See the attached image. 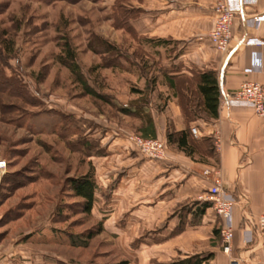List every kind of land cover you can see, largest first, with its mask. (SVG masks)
<instances>
[{"label":"rangeland","instance_id":"374dc122","mask_svg":"<svg viewBox=\"0 0 264 264\" xmlns=\"http://www.w3.org/2000/svg\"><path fill=\"white\" fill-rule=\"evenodd\" d=\"M133 4L0 0V264L123 260L102 230L84 238L101 222L81 211L66 183L85 173L95 179L104 130L139 135V122L119 107H133L145 83H165L162 67L176 65L186 48L137 36ZM65 44L81 80L67 66ZM81 81L103 98L87 94Z\"/></svg>","mask_w":264,"mask_h":264},{"label":"crops","instance_id":"0c3cea01","mask_svg":"<svg viewBox=\"0 0 264 264\" xmlns=\"http://www.w3.org/2000/svg\"><path fill=\"white\" fill-rule=\"evenodd\" d=\"M134 3L132 23L137 36L185 44L176 64L175 89L155 83L163 110L158 111L152 91L146 108L152 123L148 137L164 140L169 129L195 128L190 137L198 142L193 155L166 146L165 158L148 159L127 146L114 128L104 130L101 143L106 154L93 157L97 190L89 213L101 222L102 233L118 249L127 264H170L189 256H210L201 264H256L264 249V232L243 242V229L264 213V115L249 110L220 107L224 94H231L243 80L264 86V46L261 65L245 71L246 37L264 40V21L254 25L250 14L264 13V0L243 6L234 17L228 57L214 49L207 33L216 0H129ZM184 58V59H183ZM175 66V65H174ZM191 68L215 71L220 89L218 115L204 121L193 115L196 101ZM138 126L141 119L135 118ZM208 138L212 152L201 146ZM219 168L226 190L236 200L230 254L220 248L219 221L212 208L201 211L209 180L202 175L207 165Z\"/></svg>","mask_w":264,"mask_h":264},{"label":"built area","instance_id":"2783aa9c","mask_svg":"<svg viewBox=\"0 0 264 264\" xmlns=\"http://www.w3.org/2000/svg\"><path fill=\"white\" fill-rule=\"evenodd\" d=\"M253 0H216L212 6L213 19L207 33L209 43L217 51L228 57V44L231 37V25L237 15L243 16V6L250 5ZM248 20L257 25L264 21V13L255 12L250 14ZM244 50L247 52V59L244 70L253 71L261 65L260 53L264 46V40L246 37L241 41ZM220 107L230 111L232 108L249 110L255 115H264V86L256 81L243 80L231 94H224ZM191 135H195V128L189 129ZM120 133V132H119ZM128 147L136 150L142 156L162 160L165 158L166 145L164 140L154 137H142L135 133H120ZM4 162L0 161V169ZM202 175L209 180L205 194L202 197L209 202L214 214L219 221L220 248L223 253L230 254L231 239L234 231L233 208L236 203L232 193L226 190L221 180L218 167L205 168ZM264 232V213L257 215L243 229V242L249 243L254 237ZM256 264H264V249Z\"/></svg>","mask_w":264,"mask_h":264},{"label":"trees","instance_id":"16d2710c","mask_svg":"<svg viewBox=\"0 0 264 264\" xmlns=\"http://www.w3.org/2000/svg\"><path fill=\"white\" fill-rule=\"evenodd\" d=\"M159 42L164 43L165 40H160ZM104 45L108 49L115 48L112 44L103 41ZM65 54L68 57L67 64L69 70L75 74L76 78L78 80H81V73L77 69L76 63L73 61V52L68 47L67 44H65ZM177 66H171L170 68L162 67L163 72V79L165 80V84L170 89H175L176 83H175V77L177 76L176 72L178 69H176ZM191 78L194 81V89L196 94V103L194 104V109L192 110V114L201 116V119L204 121H208L209 119L215 118L218 115V107L220 102V89L219 84L217 80V75L215 71L211 69H197V68H191ZM83 90L93 96L102 99L103 96L100 93H97L94 91L92 87H90L88 84H86L84 81H81L80 83ZM155 83H145L143 88L136 89V93L138 94V97L133 103V107L124 106L119 107V111L127 116H132L134 118L141 119L142 122L139 126L135 128L136 132L142 136V137H148L152 132V123L150 119V115L147 112L146 108L149 103V94L155 90ZM161 99L160 93L156 96V101ZM155 103V102H154ZM153 106L158 111L163 110V104L158 105L157 103L153 104ZM151 138V137H150ZM208 138H201V146H205V149L210 153L212 152V145L210 140H207ZM164 142L165 145L174 148L177 151L183 152L187 156H192L193 152L195 151V146L197 145L196 139H193L190 137V131L187 129H181L178 131H174L169 129L167 127L165 134H164ZM84 146L86 148H89L90 143H84ZM101 149H98L96 153L100 152ZM90 152V151H89ZM89 154V153H88ZM67 189L70 192L71 196L74 198H77L79 201H77V204L81 208V211L85 214H88L90 211V208L92 206L93 200H94V192L97 190V185L95 183V180L90 173H85L83 175L77 176V177H71L67 179ZM207 206H209V202L204 201L201 202V211H203ZM102 230L101 224L97 223L95 230L89 229L86 230L84 233V238L89 239L95 234L99 233ZM213 233H219V226L217 228H213ZM62 233H65L62 231ZM69 238L72 237L69 233ZM210 256V253L205 254L204 256H198L193 255L189 256L183 260H179L174 263L170 264H201L204 262L208 257ZM105 264H127L126 260H119L116 262H110Z\"/></svg>","mask_w":264,"mask_h":264},{"label":"water","instance_id":"95a60500","mask_svg":"<svg viewBox=\"0 0 264 264\" xmlns=\"http://www.w3.org/2000/svg\"><path fill=\"white\" fill-rule=\"evenodd\" d=\"M230 264H236V262L234 260H232Z\"/></svg>","mask_w":264,"mask_h":264}]
</instances>
